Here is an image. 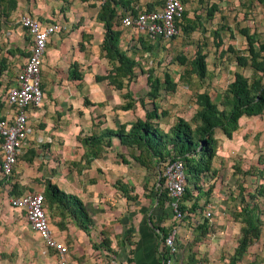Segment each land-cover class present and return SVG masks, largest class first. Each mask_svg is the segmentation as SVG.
Wrapping results in <instances>:
<instances>
[{
  "label": "crops",
  "instance_id": "1",
  "mask_svg": "<svg viewBox=\"0 0 264 264\" xmlns=\"http://www.w3.org/2000/svg\"><path fill=\"white\" fill-rule=\"evenodd\" d=\"M65 1H69L73 8L66 10L63 21L51 17L48 9L43 10L42 6L32 14L42 24H57L65 30L73 23V9L78 7L77 4L84 6L76 12L81 25L74 31L75 36L70 35L73 39L61 40L59 32L48 41L41 70L44 99L40 107L27 109L29 132L26 147L12 173L17 177L14 182L20 186L18 191L25 192L22 194L25 195L43 193L45 183L49 181L65 193L76 196L84 205L92 220L87 230L72 217L51 216L53 220L58 219L50 227L68 249L67 264H161L160 231L170 229L174 221L167 202H159L161 197L156 194L158 176L155 175L154 181L152 178L155 171L139 166L132 158L134 152L121 145L117 138L111 139V147L106 148L103 156L93 159L86 154L81 143L82 138L91 137L94 131L123 129L127 132L137 119L143 120L145 116L136 109L137 104L124 110L126 100L123 95L128 93L134 98L126 87L119 90L111 84L106 86L107 80H99L115 74L101 50L104 30L99 16L105 0ZM107 1L114 7L117 18L123 14L137 15L141 11L158 10L163 6V0ZM181 1L185 10L182 31L191 29L198 35L207 34L213 45L221 47L226 44V50L230 52L241 42L245 43L247 50V34L256 41L253 32H258L257 22L264 19L263 7L257 1ZM120 28L133 31L121 25ZM114 29L120 31L115 25ZM16 32L10 45L9 60L16 51L19 59L5 71L7 77H13V84L5 90L0 116L11 111L4 102L5 94L15 86L17 74L29 55L30 45L25 50L21 47V38L28 36L22 28ZM122 41L120 38V44ZM237 55L248 54L241 52ZM71 66L80 74L77 82L82 85L74 87L68 83L59 86L55 82L59 74L67 78ZM233 81L234 78L231 83ZM247 118L241 117L240 122L245 124ZM86 158L91 159L89 164ZM29 234L40 243L38 252L43 259L52 255V263L59 264L56 253L46 249L34 232L30 230ZM103 240L109 242L107 248L102 246Z\"/></svg>",
  "mask_w": 264,
  "mask_h": 264
},
{
  "label": "rangeland",
  "instance_id": "2",
  "mask_svg": "<svg viewBox=\"0 0 264 264\" xmlns=\"http://www.w3.org/2000/svg\"><path fill=\"white\" fill-rule=\"evenodd\" d=\"M13 1L17 6L14 9ZM70 4L65 0L63 3L61 0H0V103L5 90L13 84V77H7L5 71L19 59L17 51L12 60H9V56L13 35L22 28L19 24L20 15L32 17L42 6L43 10L48 9L51 17H58L63 21L66 10L73 8ZM77 6L73 9L72 25L59 33L61 40L73 39L74 31L81 25L76 12L84 6ZM114 25L120 29L121 41L124 39L120 44L121 50L136 62L133 77L128 83L123 80V85L134 97L138 106L136 109L141 111V115L145 112L139 101L149 110L155 102L159 114L167 113L158 121L164 131H169L178 118H183L193 129L198 125L195 121V115L199 111L196 97L200 93H207L219 111H226L228 86L236 73H241L249 80L260 78L264 83V73H256L249 67L241 68L236 63V55L246 52L245 43L233 46V52H230L226 50V44L221 47L213 45L207 34L186 35L181 29L174 39L153 41L120 28L117 18ZM256 28L258 32H253L257 37L254 45L258 47L264 42V19L257 22ZM23 30L30 39L26 30ZM27 38H21L24 50L30 45ZM198 53L205 55L204 78H199L192 66ZM183 59L185 62L182 64ZM148 73L162 82L155 100L147 97L150 90L147 84ZM77 80H80V74L71 66L67 78H62L60 73L58 80L53 81L59 86L68 83H72L74 87L81 86ZM165 80L173 84L172 91L166 90ZM213 137L217 147L210 169L198 172L193 177L186 166V189L189 194L183 199V205L187 217L183 220L176 239L177 254L174 264H231L242 237V206L245 205L259 208L261 229L258 238L246 248L236 264H264V113L248 117L245 124L239 119L238 128L230 139L219 129L215 130ZM155 175L157 176L155 172L152 173L153 181L156 179ZM16 179L15 174L3 177L0 173V264H54L52 255L43 259L39 254L41 245L35 236L29 234L30 228L24 214L10 206L12 197L25 193L18 191L20 186L14 182ZM53 213L57 215L56 212ZM48 217L52 226L54 221H58L57 217L53 220L49 210ZM102 246L107 248L109 242L103 240Z\"/></svg>",
  "mask_w": 264,
  "mask_h": 264
},
{
  "label": "trees",
  "instance_id": "3",
  "mask_svg": "<svg viewBox=\"0 0 264 264\" xmlns=\"http://www.w3.org/2000/svg\"><path fill=\"white\" fill-rule=\"evenodd\" d=\"M78 1L89 2L90 0ZM255 1L264 8V0ZM12 4V8H14V1ZM124 15L126 14L121 16ZM116 18L114 7L105 0L100 8L99 16L104 30L101 50L113 68L111 72L114 71L115 74L111 76L107 75L99 80H107L108 84L121 90L125 87L123 80L128 83L133 77L136 62L120 48L121 32L114 29V20ZM117 19L119 20V17ZM184 20L185 12L178 24L179 31ZM183 33L190 35L192 31L191 29H183ZM176 36L171 39H174ZM139 37L144 38V36ZM246 39V52L248 55H236V63L241 68L249 67L254 72L262 74L264 73V42L259 44L258 47H255L253 36H248L247 34ZM184 62L183 59L181 63L183 64ZM192 66L199 78L205 77V55L198 53L192 61ZM164 83L166 90H173L174 86L172 83H169L167 80ZM147 84L150 87L147 97L155 100L162 86V82L159 78L148 73ZM123 98L126 100L123 106L124 110H128L137 104L128 93H125ZM225 100L226 104H228V109L226 111H219L207 93L198 94L196 102L199 111L195 115V121L198 122V125L193 129L183 118H178L169 131L162 130L158 123L159 118L166 116L167 113L159 114L155 102L152 104V109L149 110L145 108L142 101H139L140 107L145 112L144 119H137L127 132L123 129L117 131L108 129L99 132L94 131L95 134H92L91 137L82 138L81 143L86 150V154L92 156L91 159H93L103 156L106 148L111 147V139L117 138L121 145L128 147L134 152L132 156L133 160L146 170L155 171L158 175L159 169L168 161L181 160L184 164L185 172L187 166L191 176L195 177L198 172L208 171L210 169L211 161L216 154V140L213 137L216 129H219L226 138L230 139L232 133L237 130L238 121L241 117H255L264 113V83L260 78L254 77L252 80H249L244 75L237 73L235 74L234 81L228 86ZM91 159L86 158V163L89 164ZM158 182L159 186L156 194L161 197L159 202L163 200V202L169 204V198L162 188V179L158 180ZM120 190L124 194L126 193L125 190ZM43 194L47 215L49 210L51 216L55 215L53 212H56L64 218L68 216L72 217L77 224L81 223V228L84 230H87L88 225L92 224V220L87 214L84 205L76 196L65 193L56 184H52L49 181L45 183ZM188 194L189 191L185 186L183 195L179 201V210L184 214V219L187 215L184 211L183 199ZM170 214L172 216L171 211ZM242 216L244 223L242 237L239 242L240 245L236 257L231 264H236V261L240 260L246 248L260 234L261 221L259 208L257 206H242ZM169 232L170 229L160 231L161 242ZM161 248V257L163 259L168 256V251L164 246Z\"/></svg>",
  "mask_w": 264,
  "mask_h": 264
},
{
  "label": "built area",
  "instance_id": "4",
  "mask_svg": "<svg viewBox=\"0 0 264 264\" xmlns=\"http://www.w3.org/2000/svg\"><path fill=\"white\" fill-rule=\"evenodd\" d=\"M184 6L181 0H163L162 8L141 11L137 15L126 14L119 18L123 28L132 29L151 40L168 41L179 33L178 24L182 19ZM20 26L30 37L29 55L25 65L16 77L15 86L5 94L4 102L11 109L6 116H0V172L11 176L26 147L28 137V108L42 105L44 93L41 87L43 56L49 39L62 28L57 24H42L28 15L19 18ZM162 188L169 198V210L174 221L169 234L162 241L168 256L161 264H174L177 254L176 239L182 225L184 214L179 210V201L186 186L184 164L181 160L168 161L158 172ZM11 208L21 211L29 226L48 250H53L59 264H67L68 249L53 234L45 207L42 192L12 197Z\"/></svg>",
  "mask_w": 264,
  "mask_h": 264
},
{
  "label": "bare ground",
  "instance_id": "5",
  "mask_svg": "<svg viewBox=\"0 0 264 264\" xmlns=\"http://www.w3.org/2000/svg\"><path fill=\"white\" fill-rule=\"evenodd\" d=\"M184 12H185V11H184ZM41 23H43V22H41ZM46 49H47V48H46ZM44 58H45V57H44ZM42 65H43V64H42ZM41 87H42V86H41ZM29 109H31V108H29ZM29 113H30V112H29ZM40 147H41V146H40ZM19 159H20V158H19ZM19 159H18V160H19ZM17 164H18V163H17ZM43 195H44V194H43ZM49 222H50V221H49Z\"/></svg>",
  "mask_w": 264,
  "mask_h": 264
}]
</instances>
